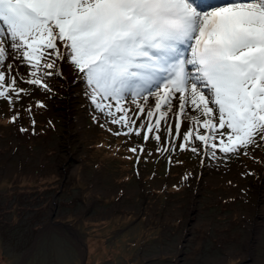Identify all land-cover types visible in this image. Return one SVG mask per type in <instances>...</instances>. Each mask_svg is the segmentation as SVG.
I'll use <instances>...</instances> for the list:
<instances>
[{"label":"snow or ice","instance_id":"snow-or-ice-1","mask_svg":"<svg viewBox=\"0 0 264 264\" xmlns=\"http://www.w3.org/2000/svg\"><path fill=\"white\" fill-rule=\"evenodd\" d=\"M65 65L93 122L103 115L117 134L155 141L170 162L177 145L208 166L243 154L255 167L239 175L264 176V0H0L8 123L20 119L22 98L57 94L51 79H66ZM26 109L21 133L35 131Z\"/></svg>","mask_w":264,"mask_h":264},{"label":"rangeland","instance_id":"rangeland-1","mask_svg":"<svg viewBox=\"0 0 264 264\" xmlns=\"http://www.w3.org/2000/svg\"><path fill=\"white\" fill-rule=\"evenodd\" d=\"M62 71L56 95L21 99L15 124L0 99V264H81L80 253L83 264H264V176L239 175L251 159L208 166L177 145L170 164L155 141L93 122L72 68ZM27 105L35 131L21 133ZM185 170L198 178L181 183Z\"/></svg>","mask_w":264,"mask_h":264},{"label":"trees","instance_id":"trees-1","mask_svg":"<svg viewBox=\"0 0 264 264\" xmlns=\"http://www.w3.org/2000/svg\"><path fill=\"white\" fill-rule=\"evenodd\" d=\"M114 147H117L116 145H113ZM126 156H129V155H126ZM129 158V157H128ZM179 160V158L176 156H172V160L170 162V164H174V163H177V161Z\"/></svg>","mask_w":264,"mask_h":264},{"label":"water","instance_id":"water-1","mask_svg":"<svg viewBox=\"0 0 264 264\" xmlns=\"http://www.w3.org/2000/svg\"><path fill=\"white\" fill-rule=\"evenodd\" d=\"M84 247H85V244H84ZM80 258H81V264H83L84 262V259H85V255L83 253H80Z\"/></svg>","mask_w":264,"mask_h":264}]
</instances>
